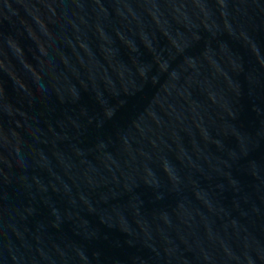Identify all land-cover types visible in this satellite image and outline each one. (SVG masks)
I'll use <instances>...</instances> for the list:
<instances>
[{"label": "water", "instance_id": "water-1", "mask_svg": "<svg viewBox=\"0 0 264 264\" xmlns=\"http://www.w3.org/2000/svg\"><path fill=\"white\" fill-rule=\"evenodd\" d=\"M0 264H264V0H0Z\"/></svg>", "mask_w": 264, "mask_h": 264}]
</instances>
